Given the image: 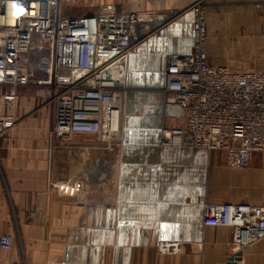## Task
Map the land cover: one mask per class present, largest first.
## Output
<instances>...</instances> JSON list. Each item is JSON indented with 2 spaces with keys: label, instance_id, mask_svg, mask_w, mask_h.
Instances as JSON below:
<instances>
[{
  "label": "crops",
  "instance_id": "1",
  "mask_svg": "<svg viewBox=\"0 0 264 264\" xmlns=\"http://www.w3.org/2000/svg\"><path fill=\"white\" fill-rule=\"evenodd\" d=\"M196 1L116 3L174 15L129 54L119 147L50 138L54 110L33 89L0 86V117L14 122L0 132V234L13 236L0 264H226L237 253L235 264H264V239L235 252L229 229L202 224L208 205L264 204V154L232 170L222 152L159 145L161 130L184 126V111L164 103L165 67L168 55L191 52ZM201 1L208 65L264 73V0ZM164 242L182 243V252L158 253Z\"/></svg>",
  "mask_w": 264,
  "mask_h": 264
},
{
  "label": "built area",
  "instance_id": "2",
  "mask_svg": "<svg viewBox=\"0 0 264 264\" xmlns=\"http://www.w3.org/2000/svg\"><path fill=\"white\" fill-rule=\"evenodd\" d=\"M10 2L0 0V86L33 89L54 110L50 138L93 137L106 149L119 147L129 54L152 25L174 15L149 17L111 4L77 16L64 13L63 0H15L25 12L9 22ZM201 5L198 0L188 9L191 52L166 57L164 103L182 109L185 122L161 130L159 145L222 152L229 169L246 170L252 155L264 154V73L235 74L208 65ZM4 98L9 105L16 100L13 94ZM13 125L11 117H0V132ZM202 224L229 229L228 247L242 251L264 239V204L208 205ZM12 246L13 236L0 234V250ZM182 249L180 242L157 246L162 255Z\"/></svg>",
  "mask_w": 264,
  "mask_h": 264
},
{
  "label": "rangeland",
  "instance_id": "3",
  "mask_svg": "<svg viewBox=\"0 0 264 264\" xmlns=\"http://www.w3.org/2000/svg\"><path fill=\"white\" fill-rule=\"evenodd\" d=\"M119 2L120 0H63V10L65 11L64 13L68 15L79 16V15L95 14L98 11H100L102 7L106 5L114 4L117 7L116 3ZM151 32L148 33L143 40L151 36L153 34V32L152 33Z\"/></svg>",
  "mask_w": 264,
  "mask_h": 264
},
{
  "label": "clouds",
  "instance_id": "4",
  "mask_svg": "<svg viewBox=\"0 0 264 264\" xmlns=\"http://www.w3.org/2000/svg\"><path fill=\"white\" fill-rule=\"evenodd\" d=\"M24 12L22 10V7L15 2V0H12V2H10L8 4V20L9 22H14V20L16 18H18L19 16L23 15Z\"/></svg>",
  "mask_w": 264,
  "mask_h": 264
},
{
  "label": "water",
  "instance_id": "5",
  "mask_svg": "<svg viewBox=\"0 0 264 264\" xmlns=\"http://www.w3.org/2000/svg\"><path fill=\"white\" fill-rule=\"evenodd\" d=\"M241 254L237 253L234 256L230 257L226 264H235L236 261L240 259Z\"/></svg>",
  "mask_w": 264,
  "mask_h": 264
},
{
  "label": "snow or ice",
  "instance_id": "6",
  "mask_svg": "<svg viewBox=\"0 0 264 264\" xmlns=\"http://www.w3.org/2000/svg\"><path fill=\"white\" fill-rule=\"evenodd\" d=\"M22 10H23V12H25V9L24 8H22Z\"/></svg>",
  "mask_w": 264,
  "mask_h": 264
}]
</instances>
